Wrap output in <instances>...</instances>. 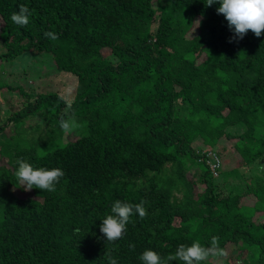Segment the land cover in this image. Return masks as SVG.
Returning a JSON list of instances; mask_svg holds the SVG:
<instances>
[{"label":"trees","instance_id":"trees-1","mask_svg":"<svg viewBox=\"0 0 264 264\" xmlns=\"http://www.w3.org/2000/svg\"><path fill=\"white\" fill-rule=\"evenodd\" d=\"M21 6L29 11L22 26L10 19ZM216 7L203 0H0L7 47L0 63L32 50L78 78L72 101L0 85V264H107L108 256L141 264L145 249L166 257L193 241L207 247L213 237L223 249L234 246L222 264H264V218H255L264 215V172L240 173L264 156V29L230 40ZM6 88L25 99L2 119ZM41 112L59 128L77 116L84 129L40 153L9 128ZM236 126L242 132L229 130ZM200 150L219 155L225 184L198 159ZM17 159L64 175L52 192L25 190L14 175ZM168 162L176 164L182 199L174 180L151 175ZM115 200L143 201L146 214L134 213L109 242L99 225Z\"/></svg>","mask_w":264,"mask_h":264},{"label":"rangeland","instance_id":"rangeland-1","mask_svg":"<svg viewBox=\"0 0 264 264\" xmlns=\"http://www.w3.org/2000/svg\"><path fill=\"white\" fill-rule=\"evenodd\" d=\"M6 50L7 47L4 39L0 38V54ZM103 52L107 54L109 49H103ZM77 82L78 78L75 74L58 69L47 53H37L32 50H27L12 60H5L0 63V85L9 83L10 86H21L31 95H36L40 92H58L68 101H72L76 94ZM1 99V117L2 119H6L11 112L21 107V103L18 101L19 99H25V96L18 89L6 88L1 92ZM68 109L69 107L66 108V110ZM180 111L186 114V105ZM67 120L73 121L75 127L64 131L47 119L46 112H41L26 117L24 120L13 125V127L11 126L9 130L17 133L22 145L37 147L38 151L43 153L56 145L64 144L68 139H74L78 135L77 133H80L84 129L85 122L80 120L79 117L70 115ZM229 130L240 133L243 127H230ZM186 162L190 166L197 164L196 160L191 158H186ZM175 168V162H168L161 172L157 174L152 172L151 175L158 181L162 180L165 182L169 179L174 180V183H176L173 185L174 195L178 199H182L183 191L180 189L182 184L178 181ZM195 170L196 167L194 165V168L188 172V175L193 174ZM263 172L264 156L253 162L248 168H242L240 171V173L245 175H255L256 173ZM224 177L226 179V176L219 173V175L214 177V180L217 183L225 184ZM229 179L230 182L235 180L233 176H230ZM245 201L252 203L250 199ZM255 218L263 219L264 215L257 214ZM233 249L234 246L229 244L224 249V256L215 257L214 264H222L229 257ZM238 262H241V259Z\"/></svg>","mask_w":264,"mask_h":264},{"label":"clouds","instance_id":"clouds-1","mask_svg":"<svg viewBox=\"0 0 264 264\" xmlns=\"http://www.w3.org/2000/svg\"><path fill=\"white\" fill-rule=\"evenodd\" d=\"M203 3L205 6L217 5L215 9L217 14H223L229 30L233 33L230 40L232 38L242 39L248 30H251L256 37L262 35L264 0H203ZM28 16V9L21 6L17 12L11 14L10 19L13 23L22 26L28 23ZM44 35L55 39V34L52 32H45ZM59 126L64 131H68L75 127V123L71 120L62 119ZM16 165L15 178L19 185L24 186L25 190L37 188L52 192L55 190L58 180L64 175L63 170L59 167H33L23 159H17ZM134 213L141 218L145 216L143 201L132 204L115 200L111 204L110 214L101 219L100 233L109 242L117 240L126 230V225ZM224 255L225 250L218 245L217 239L213 237L207 247L198 241H193L189 245H179L174 254L169 253L166 257H162L152 249H145L138 256V259L141 264H169L173 260L182 261V264H201L210 256L222 257ZM107 264H117V260L108 256Z\"/></svg>","mask_w":264,"mask_h":264},{"label":"built area","instance_id":"built-area-1","mask_svg":"<svg viewBox=\"0 0 264 264\" xmlns=\"http://www.w3.org/2000/svg\"><path fill=\"white\" fill-rule=\"evenodd\" d=\"M197 153L199 155L198 159L209 166L210 171L213 173V175H219V169L221 168V158L219 157V155L213 150H200L197 151Z\"/></svg>","mask_w":264,"mask_h":264}]
</instances>
